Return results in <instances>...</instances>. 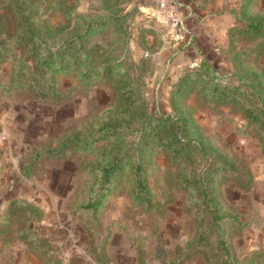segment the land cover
I'll use <instances>...</instances> for the list:
<instances>
[{
  "label": "rangeland",
  "instance_id": "rangeland-1",
  "mask_svg": "<svg viewBox=\"0 0 264 264\" xmlns=\"http://www.w3.org/2000/svg\"><path fill=\"white\" fill-rule=\"evenodd\" d=\"M254 19L264 0H0V217L15 199L36 207L0 222V264H223L215 233L199 234L185 167L213 173L233 264H264V31H241ZM58 48L69 67H42ZM202 62L239 102L205 95ZM115 64L136 90L131 119L105 71ZM178 112L205 139L189 160L142 141L150 114ZM119 119L117 137L62 146ZM114 147L127 156L105 180L98 165ZM136 164L149 207L134 198Z\"/></svg>",
  "mask_w": 264,
  "mask_h": 264
},
{
  "label": "trees",
  "instance_id": "trees-1",
  "mask_svg": "<svg viewBox=\"0 0 264 264\" xmlns=\"http://www.w3.org/2000/svg\"><path fill=\"white\" fill-rule=\"evenodd\" d=\"M27 31V30H26ZM241 31L248 34H258L264 31V21L262 20H251L247 22L243 27H241ZM29 36H25V39L34 40V30H30L27 34ZM66 48H58L55 49L56 52L45 51V53L41 54V66L48 67L54 61L59 60V64L55 66L58 70H63L69 67V62L66 55ZM32 51L35 55H40L42 53L41 47H33ZM62 54V55H61ZM65 57V58H64ZM105 57V56H104ZM118 64L113 66H108V69L105 68V71L111 72L115 67L117 78V88L119 94L123 100V103L119 108H121L123 116L125 118L131 119V116L124 112V109H128L135 105V87L130 82L129 78L125 74H120L119 68L116 69ZM203 70L209 72L211 75L205 81L203 86L204 93L210 100H215L219 103H233L239 102V95L242 94V91L234 86H226L222 85L220 82L216 81L219 74H217V70L212 68L209 64L203 63L200 65ZM201 77L204 75H200L198 81L202 84ZM211 80V83L209 82ZM195 81V80H194ZM195 83V82H194ZM247 115L249 117H254L252 110L249 108L245 109ZM124 114H127L126 116ZM124 120H117L114 123L106 122V124L102 125L99 130L95 132L94 135H90L88 138L83 139H69L63 142L64 149L76 147V146H85L90 143L91 140L101 139H112L117 137L119 134L121 127H124ZM191 123L188 118L185 116L184 112H178L176 116H172L170 114H159L158 116L154 114H150L146 119L145 123L142 125L143 136L142 141L146 144H150L152 142V146L157 145L158 148L163 150H169L172 153L173 160H177V158H182L178 160H189L191 154L196 153H204V138L197 133V130L191 129ZM127 156V154L122 152V150H116V148H111L109 151L104 153V163L98 165L101 169V175L104 176L105 180H107L110 176H112L116 172H120L122 169L121 163L123 159ZM229 163L226 161L221 162L219 164V168H228ZM99 169V170H100ZM185 176L183 182V187L189 191L190 196L192 198L193 204L199 209V213L201 216L199 217V234L200 232H214L216 237L219 240L220 247L215 250V257L220 259L223 264H233L231 259L228 257L229 253L225 247L224 243V227L223 223L227 221V218L231 216L226 212H221V209L218 204L217 195L214 193L213 189V173H209L204 176L202 173H197L195 171H191L190 175H187L188 168L185 167ZM142 168L139 164H136L135 174L139 178H136L132 185V191L134 194L135 200L143 205L149 207V189L145 184L144 178H142L141 173ZM102 194L98 197V200L101 198ZM97 200V202H98ZM26 211H36V207L31 204L25 202L21 199L12 200L9 204V207L2 217H0V222H8L11 217L17 216L19 213ZM206 213V219L208 223L206 225H202L201 223L204 221L203 213ZM234 219V217H232ZM198 234V235H199ZM223 236V237H222ZM40 240H42L40 238ZM43 243V241H41ZM38 244L40 241L37 242ZM197 243H206L205 238L203 241H197ZM216 248V244H215ZM222 251V252H220ZM225 253V255H222ZM264 255V253H263ZM49 259L52 261L51 264H63L62 260L49 256Z\"/></svg>",
  "mask_w": 264,
  "mask_h": 264
}]
</instances>
